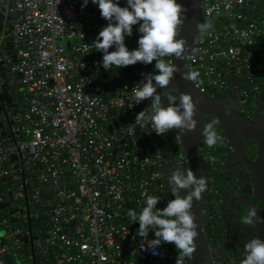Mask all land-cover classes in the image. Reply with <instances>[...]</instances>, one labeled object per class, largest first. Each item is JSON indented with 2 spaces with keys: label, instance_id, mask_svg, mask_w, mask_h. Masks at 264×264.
I'll use <instances>...</instances> for the list:
<instances>
[{
  "label": "built area",
  "instance_id": "obj_1",
  "mask_svg": "<svg viewBox=\"0 0 264 264\" xmlns=\"http://www.w3.org/2000/svg\"><path fill=\"white\" fill-rule=\"evenodd\" d=\"M263 2L200 0L199 24L210 27L197 28L188 55L194 86L214 98L235 94L246 115L256 113L264 75ZM81 3L0 0V94L7 85L11 96L9 104L0 98V264H157L175 249L149 248L153 230L137 236L127 211L142 208V192L166 206L167 175L188 171L178 130L157 136L136 125L127 135L151 105V97L132 103L131 90L155 72L129 65L119 77L131 81L104 98L98 50L85 53L94 39L82 23L89 3ZM215 148L199 146L211 169ZM38 208L49 222L42 235L28 228Z\"/></svg>",
  "mask_w": 264,
  "mask_h": 264
},
{
  "label": "clouds",
  "instance_id": "obj_2",
  "mask_svg": "<svg viewBox=\"0 0 264 264\" xmlns=\"http://www.w3.org/2000/svg\"><path fill=\"white\" fill-rule=\"evenodd\" d=\"M88 3L89 0H82L81 7ZM91 3L97 6L100 17L106 24L98 31L91 45L85 47V53L89 48L102 52L100 65L105 70L136 62L149 64L155 61V74L146 76L143 83L131 90L132 103L139 104L143 99L151 97V105L147 112L142 110L135 115L133 124L127 129V135L132 136L136 125L141 129L147 126L157 136L170 129H179L180 134L185 130H194V103L190 95L170 96L165 106L161 103V97L156 94V88L168 85L173 73L179 71L176 65L164 58L174 56L181 61L187 58L186 42L178 35L185 11L182 6L177 0H125V6H119V0H91ZM133 25H137L136 31L140 35L137 38L138 46L129 50L124 44V38L131 36ZM197 27L203 33L210 24L205 22ZM110 47L112 51H109ZM198 75L195 71L181 72V78L187 81L196 80ZM177 99L178 103H175ZM120 106L123 107L122 104ZM216 124L217 120L213 118L202 129L203 142L209 148L221 139L214 128ZM209 159L214 162V158ZM166 185L174 197L166 206L156 208L157 195L142 192V208L138 211L128 209L127 216L129 221L138 222L137 236L144 238L150 229L153 230L155 239L147 242L149 248H158L161 242L171 243L177 250L175 264H185L196 250L194 239L197 236V225L191 212L193 200L200 199L201 193L206 189V181L193 172L173 170L167 175ZM181 190L185 195H180ZM240 221L249 225L253 231H256V224L262 222L256 209L251 206ZM141 250H145L144 244H141ZM150 254L156 256L158 252L152 251ZM241 255V264H264V241L258 236L247 240L243 243Z\"/></svg>",
  "mask_w": 264,
  "mask_h": 264
},
{
  "label": "water",
  "instance_id": "obj_3",
  "mask_svg": "<svg viewBox=\"0 0 264 264\" xmlns=\"http://www.w3.org/2000/svg\"><path fill=\"white\" fill-rule=\"evenodd\" d=\"M177 3L185 10L183 12V24L180 26L178 35L186 42L185 51L187 53V58L181 61L174 56L170 57L171 63L176 65L179 71L173 73V77L170 79L168 85L157 87L156 94L168 91L173 92L177 97L180 94H188L194 103L193 119L196 121L194 130H185L180 134L179 129H177L181 147L186 158L188 171L193 172L194 175L200 176L206 181L205 191L201 193L198 201L195 199L193 200L191 208L197 225V236L194 239L196 250L187 264H218L220 257H224L225 254H223L220 244L217 243L215 238L213 239L208 233V230L204 228L203 215L201 216L200 213L201 211L203 212L205 208L201 203L206 198L208 190L207 179H209L210 176L206 166L200 159L201 156L199 153L202 129L204 122H206L205 116L209 115L217 120V124L214 127L219 128L222 145L220 151L225 166L228 167L229 165L236 164V166L242 167V170L246 172V176L236 180V184L224 186L223 194L221 195L223 197L220 196V198H223L227 210L225 213L226 215L223 213L224 215H222L221 221L223 224L230 223L233 227L237 226V231L243 233L242 240L241 235L231 236L232 242L237 248H240L239 253L242 254L243 246L239 243H245L254 236H258L264 241V75L261 82V93L258 99V106L255 110L256 115L252 119L234 111L228 103V101L234 99L235 105L239 100H242V98L238 99L235 94H230L226 99L220 100L210 96L209 93L200 91L194 86L192 81L182 79L181 72H188V55L197 32V25L199 24L200 0H177ZM88 13L94 15L97 26L101 28L105 26L106 21L100 17L99 9L94 10L93 8H88ZM1 21L2 16L0 14V24ZM99 30L100 29H98L97 32H93V39H95ZM4 41L6 43V49H10L9 37H6ZM124 41H127L126 37ZM112 50L113 49L110 47L109 51ZM102 55L103 53L98 51L99 68L101 71H105V84L103 89L105 91H114L116 87L115 68H109L108 70L103 69L100 65ZM7 90V85L1 87L2 92L0 98L9 104L11 102V96L8 95ZM113 95L112 92L111 96ZM175 103H178V99ZM242 141L243 143L246 141V143L242 144ZM248 142L253 143L255 149H252L249 144L247 145ZM249 154H254V158L251 159ZM165 155L168 156V152H165ZM225 181L226 180H224V182ZM214 188L216 189V186ZM183 195H185L184 191L181 196ZM173 198L167 186L166 203ZM233 201L238 204V207H240L239 210H230L229 207H233L234 205ZM250 206L254 207L256 210L258 209L257 216H259L262 221L256 224V231H253L249 225L244 227L245 224L240 221L241 217L246 214ZM218 211L220 212L219 209ZM240 225L244 228L240 227ZM227 237L228 236H226V238ZM157 264H163V262H158Z\"/></svg>",
  "mask_w": 264,
  "mask_h": 264
},
{
  "label": "flooded vegetation",
  "instance_id": "obj_4",
  "mask_svg": "<svg viewBox=\"0 0 264 264\" xmlns=\"http://www.w3.org/2000/svg\"><path fill=\"white\" fill-rule=\"evenodd\" d=\"M89 25H90L89 31L91 34L93 32H97L98 29H101V27L93 24V18L89 20ZM1 27H2V21L0 24V30H1ZM103 78L105 79V71H103ZM157 95L161 97V103L166 104V105L169 102L168 98L170 96H175V94L171 91L157 93ZM227 97L228 95L226 94L222 98H219V99L224 100ZM228 103L234 111L239 112L245 117L252 119L256 115L255 112L251 115L244 114L238 108V103L234 105L235 103L234 99L232 101H228ZM212 119H213L212 116H209V115L205 116V120L207 121V123L208 121L210 122ZM245 143L246 141H244V143L242 141V144H245ZM248 144L250 145L252 149H255V146L253 143L248 142L247 145ZM253 155L254 154H249L251 159L254 158ZM217 174L221 177L220 179L213 178V175L215 174H212V175L210 174L209 179H207L208 180V190L206 193V198L201 203L202 205L205 206V208L203 212L202 211L200 212L201 216L203 215V226L205 229L208 230V233L211 235V237L213 239L215 238L217 243L220 244L222 252L223 254H225L224 257H220V261L218 262V264H241L242 255L241 253H239L240 248H237V246L234 245V243L232 242L231 236L241 235L242 237L241 240H242L243 233L241 231H237V226L233 227L230 225V223L223 224V222L221 221L222 215H224L227 210H226V205H224L223 198H220V196L223 194L224 186H230V184H236L237 183L236 180L240 179L241 177H245L246 172L242 170V167L236 166V164H232L226 167L224 162L222 161L220 163ZM224 180L226 181L224 182ZM215 186H216V189L214 188ZM180 193L182 195L183 191L181 190ZM233 204H234L233 207H229L230 210L232 211H235L236 209L239 210L240 207H238V204L235 201H233ZM218 209L220 210V212L218 211ZM256 214L258 215V209L256 210ZM247 226L248 225H245L244 227H247ZM240 227H242V225H240ZM226 236L228 237L226 238ZM239 244L243 246V243H239ZM176 255H177V250L173 249L167 256H163L162 258H160L158 262H163V264H175ZM187 262L188 260L185 262V264H187ZM211 264H214V263H211Z\"/></svg>",
  "mask_w": 264,
  "mask_h": 264
},
{
  "label": "trees",
  "instance_id": "obj_5",
  "mask_svg": "<svg viewBox=\"0 0 264 264\" xmlns=\"http://www.w3.org/2000/svg\"><path fill=\"white\" fill-rule=\"evenodd\" d=\"M262 6H264V2L262 3ZM88 8H93L94 10H96V9H98L97 8V6L96 5H94V4H92L91 3V0H90V2H89V4H88ZM89 16L87 17V18H85L84 20H83V25L87 28V31H88V33L90 34V36H92L93 37V33L91 34L90 33V31H89V20L90 19H92L93 18V24L94 25H96V21H95V19H94V15H93V17H92V15L91 14H88ZM105 24H106V22H105ZM97 26V25H96ZM133 27V29H134V32L131 34V36H125L126 37V42L124 41V44H125V46L129 49V50H133V49H135L138 45H137V38H138V32L136 31V28H137V25H133L132 26ZM257 54L258 55H260L261 57H262V59H264V43L261 45V47L258 49V51H257ZM165 59V61H167V59H168V57H165L164 58ZM154 64H155V61H153V62H151V63H149L148 64V66L154 71V72H156L157 70H155V68H154ZM128 69L129 70V67L128 66H124V67H120V68H115L114 70H115V76H116V87H115V89L117 88V86H119V85H121V84H123L124 82H129V81H131V78L128 76V75H125L124 77H119V72H121V70H124V69ZM98 76H100V77H102L103 78V71H101L100 69H98ZM262 82V81H261ZM104 84H105V81H104ZM114 89V90H115ZM17 90L19 91V94L20 93H22V89L21 88H17ZM11 92H12V95H13V97L15 98L16 96H18L17 94H14L13 93V90H11ZM111 93H112V91H109V90H107V91H105L104 89H103V96H104V98H108V96H111ZM223 97V96H222ZM222 97H216L217 99H219V98H222ZM3 107L4 108H9V106L7 105V104H5V103H3ZM245 114V113H244ZM209 122V121H208ZM207 123V121L206 122H204V125ZM215 128V130H216V132L218 133V135L220 136V132H219V128H217V127H214ZM204 137H203V134H202V138H201V141H200V145L201 144H203L204 142ZM159 143H160V141H158ZM160 146V145H159ZM221 141H219L215 146H213L214 148H215V153L217 154V156H216V158L214 159V161L215 162H217V164L215 165V169H211V167L207 164V163H205V162H203V160L201 159V157H200V159L202 160V162L205 164V166H206V168H207V170H208V172L212 175V174H215V175H213V178H215V179H220L221 177L217 174V172H218V169H219V166H220V163L223 161V158H222V155H221ZM160 148V147H159ZM200 153V152H199ZM200 156H201V154H200ZM40 210V212H39V214H38V218H32L31 220H30V222H29V230H32L33 231V229H35V230H38V232H40V235H42L43 234V231L46 229V228H48V226H49V222L47 221V217L43 214V211H42V209H39L38 208V211ZM26 250V252H28V250L27 249H25ZM8 261L9 262H11V258H9L8 259ZM37 261H38V259H37V257L34 259V264H37ZM32 262H30L29 264H33Z\"/></svg>",
  "mask_w": 264,
  "mask_h": 264
},
{
  "label": "crops",
  "instance_id": "obj_6",
  "mask_svg": "<svg viewBox=\"0 0 264 264\" xmlns=\"http://www.w3.org/2000/svg\"><path fill=\"white\" fill-rule=\"evenodd\" d=\"M92 17H93V15H92ZM9 51L11 50V48L10 49H8ZM165 202H166V196H165ZM167 204V203H166ZM149 262H145V264H148Z\"/></svg>",
  "mask_w": 264,
  "mask_h": 264
}]
</instances>
